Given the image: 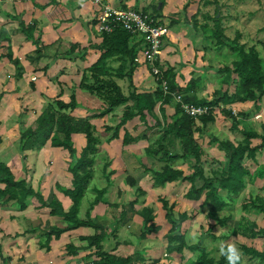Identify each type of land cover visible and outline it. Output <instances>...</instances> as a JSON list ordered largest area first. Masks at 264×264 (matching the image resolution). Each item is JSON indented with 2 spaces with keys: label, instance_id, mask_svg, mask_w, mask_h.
Here are the masks:
<instances>
[{
  "label": "crops",
  "instance_id": "obj_1",
  "mask_svg": "<svg viewBox=\"0 0 264 264\" xmlns=\"http://www.w3.org/2000/svg\"><path fill=\"white\" fill-rule=\"evenodd\" d=\"M104 3L147 11L168 26L158 64L162 68L171 66L175 70V81L179 86L185 87L191 77L197 78L196 87L190 92L199 98H209L217 86L206 79L208 73L215 70L213 48L207 43L210 39L206 37V29L193 21L196 14L201 17L206 12L202 11L205 7L204 0H0V30L4 37H8L0 42V161L10 166L16 179L27 176L28 184L34 190H39L46 199L56 198L65 209L70 206L71 201L55 183L71 186L72 175L67 169V150L60 145H53L49 138L43 145L26 148L22 158L20 133L29 126H35L37 115L48 104L55 106L53 99L67 102L71 93L75 95L77 103L71 111H65L77 118L88 117L87 115L97 113L105 106L103 99L80 84L83 76L88 78L86 81L89 83H93L95 79L88 67L101 53L102 35L96 30L94 23L99 8ZM205 4L204 10L208 8V4ZM20 20L33 25L32 35L36 41L20 29ZM72 43H76L77 47L70 50ZM129 43L140 47L142 38L138 33H133ZM9 53L12 59L9 58ZM108 64L116 67L119 61L108 58ZM114 79L117 81L122 78ZM132 81L137 92L153 91L158 85L156 76L151 73L147 63L135 62ZM208 85L209 93L205 89ZM125 103L116 105L101 116L88 118L96 129H104V125L113 126L119 121ZM176 103L173 98L164 104L165 113L172 114ZM251 104L253 102L247 100L233 102L228 106L235 114L236 107L239 106L238 111H242ZM155 112L162 119L159 104L156 105ZM207 126L206 124L204 127L207 129ZM158 127L162 129L161 126ZM145 129L149 130L138 116H134L120 128L118 137L108 141L101 139L98 148L104 151L97 154H102L104 160L110 161L107 163L109 168L105 170V163L102 170L94 167L87 189L107 188L104 200L93 205L90 215L108 227L109 233L102 241L105 250L121 256H133L132 264H161L167 262L163 255L168 251L167 236L172 226L166 218V209L161 201L166 197L164 194L170 189L173 196L170 203L172 208L176 213L188 214L181 225L185 239L189 227L194 223V213L202 207L204 196L199 199L186 198L184 193L190 187V182L180 178L163 185L153 184L152 175L150 172L149 175L148 172L145 173L147 169L144 165L158 167L156 162L159 159L147 154L146 148L162 131L155 137L148 134L142 136ZM125 130L137 139L121 145ZM208 135L209 138L205 139L210 142L212 137L211 134ZM202 136L203 134L201 139ZM195 137H198V133ZM72 141L79 153L86 143V137L83 132H73ZM221 154L223 156L216 158L217 162L224 159V152ZM189 161L177 158L172 164L183 169L184 173H190L192 165ZM99 174L105 177L104 185L93 182L95 177L99 178ZM128 175L134 177L144 190L135 203L136 209L139 211L143 206L151 207L153 221L159 227L143 237L139 236L142 229V217L139 213H134L131 219L119 225L114 234L110 233L121 210V203L136 197V186L127 182ZM2 186L0 183V187ZM179 189H183L181 197L176 196ZM155 192L158 193L160 202L152 199ZM84 198L86 203L92 199L89 192ZM85 202L80 203L78 213L81 218H85L83 214H86L88 207ZM24 204L22 207L16 199L0 197V264H88V261L95 258L94 247L88 246L87 240L82 238L92 234L93 227L81 225L61 231L59 235L52 234L47 239L46 232L52 226H64L66 221L61 215L52 214L50 207L41 204L34 193L25 196ZM182 251L184 252V248ZM169 253H173L174 257L179 258V264H183L182 252Z\"/></svg>",
  "mask_w": 264,
  "mask_h": 264
},
{
  "label": "trees",
  "instance_id": "obj_2",
  "mask_svg": "<svg viewBox=\"0 0 264 264\" xmlns=\"http://www.w3.org/2000/svg\"><path fill=\"white\" fill-rule=\"evenodd\" d=\"M204 1L206 3L210 2V0ZM217 12L218 9L216 8L215 15L212 17L214 27L209 33H206V37L214 42L218 48L224 46L230 48L234 56L229 64L226 63L217 67L220 86L213 90L209 98H199L193 92H190L196 87L197 78L195 77H191L185 87L179 86L175 81V70L171 66L160 67L162 74L156 76L158 83L156 89L137 92L133 85L132 73L135 67L134 57L140 47L129 43L133 33L123 28L101 33V53L96 61L88 67L91 76L95 79L93 83H89L86 81L88 78L83 76L80 83L103 99L105 103V106L94 113L93 116H101L112 110L116 105L127 102L119 121L113 126H104V130L111 131L107 137L108 140L118 137L120 128L134 116H138L147 129L155 125L161 126V135L146 148V151L149 155L157 156L162 164L155 168L144 165V168L151 171L154 185H163L178 178L190 182V187L186 190L184 196L190 199H199L202 195L204 196L201 205L207 206L209 216L215 220L208 227L209 229L216 225L226 224L227 220L232 217L231 212L222 216L218 215V212L233 204V199L246 186V176L249 177L250 181L258 176H264V167L261 165L251 171L245 164V157L254 160L257 151L264 148V130L259 132L254 128L239 127L240 119L237 117V113L234 114L231 107L228 106L233 102L247 100L252 101L254 106H259L258 102L264 95V58L255 45H246L244 42H240L239 33H236L232 38L224 35L220 18L216 16ZM20 29L36 41V38L32 35L33 25L25 24L20 20ZM2 33L3 31L0 30V42L3 38L8 39ZM209 46L211 45L209 44ZM75 47H77V44L72 43L70 50ZM8 56L12 59L10 53ZM108 58L118 60L119 64L116 67L109 65ZM114 77L128 78L129 92L127 94L123 92ZM162 78L167 80L170 91H182L185 101L196 104H209L214 107L222 105L220 110L230 118L231 126L242 132L243 137L238 142L228 138H215L218 146L224 150V159L218 161L219 166L211 169L210 174H205L201 158L203 149L197 137H195V132H198V137H200L202 128L208 122L214 120V113L203 114L198 118H194L184 113L177 102L173 113L166 114L164 104L170 102L173 96L171 93L163 91L160 85ZM54 102L55 106L48 104L37 115L34 127L29 126L21 131L20 152L23 158L26 148L43 145L49 138H51L53 145H60L67 150L69 156L67 169L72 175L71 186H63L58 182L55 183V186L70 199V206L65 209L56 198H44L39 190H34L28 184L26 178L16 179L10 166L3 161H0V183L3 184L0 187V197L5 196L7 199H16L24 207L25 196L34 193L41 204L50 207L52 214H59L66 221L64 226H52L46 232L47 239H50L52 234L59 235L61 231L67 229L81 225L91 226L94 232L84 235L82 238L87 240L88 246L94 247L95 258L91 259L93 264H132L133 256L117 255L103 248L102 241L109 233L107 231L108 227L106 224L93 219L90 215L93 205L99 200H104L106 186L95 187L94 197L89 201L86 209V218H80L78 215L81 199L86 193L88 183L92 177L93 162L101 138L95 133V127L88 117L77 118L69 111H65L76 106L77 102L73 93H71L70 100L67 102L61 99H55ZM157 104H159V110L162 112V119L155 112ZM149 117L154 120L151 124L148 123ZM73 132H83L86 137V143L79 153L73 145ZM145 134L143 133L142 136H146ZM211 137L214 139V136L211 135ZM253 138H259V144L252 143ZM135 139L137 138L127 130L124 131L122 138L124 143ZM177 158L189 159L192 171L184 173L183 169L174 167L172 161ZM126 179L129 184H136L134 177L128 175ZM135 186L136 197L121 203V210L115 218L111 234H114L119 225L131 219L134 213H139L142 217L140 237L159 228L153 221L154 214L151 207L143 206L139 211L136 209L135 203L139 201L138 197L144 193V190L139 185ZM162 202L166 209V218L172 223L170 233L167 236V250L169 252H182L183 248L196 250V256L187 260V262H183V264H227L223 256H212L210 251L202 245L201 240L197 244L186 243L181 225L188 218V214L186 212L175 213L172 205H169L167 200L162 199ZM241 208L244 211L255 208L257 211L264 213V198L259 194L249 197V199L242 202ZM232 232L254 237L264 234V226L258 225L255 220H251L243 214L240 215L238 224ZM241 250L243 253L249 254L250 257H255L264 262V249L260 250L254 246L241 244Z\"/></svg>",
  "mask_w": 264,
  "mask_h": 264
},
{
  "label": "rangeland",
  "instance_id": "obj_3",
  "mask_svg": "<svg viewBox=\"0 0 264 264\" xmlns=\"http://www.w3.org/2000/svg\"><path fill=\"white\" fill-rule=\"evenodd\" d=\"M216 1V2H215ZM206 3V2H205ZM203 4V6L206 7V4ZM208 8L202 11H206L201 15V17H198V14H196L193 19L194 22L202 26L204 29H206V32L209 33V31L214 27L213 23V16L215 15L216 8L218 9V12L216 13V16L220 18V25L223 28V34L232 38L235 36L236 33H239V41L244 42L246 45H255L256 48L259 50L260 54L264 58V0H210L209 3H207ZM158 6V5H157ZM162 10V9H161ZM199 11V9H198ZM193 18V17H192ZM198 21H200L198 23ZM209 43L213 48V64L215 66V70L212 72H209L207 76V82L212 83L213 85L216 84L217 86L214 88H217L220 86V82L217 80V77H219V74H217V67L222 66L223 64H229L231 62V59H233V53L230 48L227 46H224L222 48H218L215 46V43L210 40ZM117 81L120 83L123 91L127 94L129 92V80L126 77H122V79H117ZM134 85V83H133ZM207 90V93L210 92V87H205ZM209 90V91H208ZM212 93V92H211ZM55 100V99H53ZM259 106L256 107L254 104H251L247 109H243L242 111L239 110L236 107L235 111L237 112V117L239 120V127H249L254 128L258 130L259 132H262L264 130V95H262L260 101L258 102ZM220 107L215 106L214 108V120L207 123V129L204 127L201 131V137H197V139L201 142H199L200 146L203 149V152L201 154V158L203 159V167L205 174H210V170L212 168L217 167L218 162L216 158H221L223 155L221 154L224 152L219 146L215 138H228L234 142H238L242 139L243 134L242 132L237 129L233 128L231 126L230 118L227 117L220 109ZM72 110V109H71ZM70 110V111H71ZM93 114V113H92ZM92 114L87 115L89 118L94 117ZM149 123L151 124L154 122L151 117H149ZM199 122V120H197ZM105 126V125H104ZM153 128L149 130H144L148 136L155 137L161 133L160 127L158 125L152 126ZM143 129V128H142ZM95 133L101 138H105L106 141H108L107 137L111 133V131H106L103 128L96 129ZM198 132H195L197 135ZM211 134L214 136V139L212 138L210 142H207V139L209 138ZM116 138V137H115ZM260 139L259 138H253L252 143L259 144ZM124 145L125 143H121V145ZM98 146H100V143H98ZM37 147V146H34ZM219 149H218V148ZM262 150V151H260ZM259 151H257L256 158L252 160L251 158L245 157V164L250 168L251 171H254L258 166L264 167V148H261ZM104 150L100 147L98 148L97 152L102 153ZM93 162V168H97V170L103 169V164L108 163L110 161L104 160V156H99L97 154ZM25 163V162H22ZM110 164V163H109ZM161 164V161L157 160L156 165ZM106 168V169H105ZM105 170L109 168V165L105 166ZM94 169V170H95ZM145 170V169H144ZM148 172V173H147ZM151 173V171L145 170V173L148 175ZM152 175V173H151ZM150 175V176H151ZM27 178V176H26ZM246 186L241 190V192L236 196L233 201L232 205L226 206L223 209H221L218 212V215L222 216L223 214H227L229 212L232 213V217L227 220L226 224L224 225H216L214 228L205 230V225L208 224L209 226L214 222V218H210L209 214L207 212V206L203 205L201 208L198 209L194 213L195 217L193 218L194 223L191 224L189 227L188 234L193 231L194 229H198L200 232L203 233V235L200 237V240L202 241V245L210 251V254L214 257H218L220 254L218 252V245L221 241L223 242H231L237 245L241 249V244H247L250 246H254L257 249H264V234L257 235L254 237H247L242 234L233 233L232 230L237 226L238 220L240 218V215H246L251 220H255L258 225L264 226V213L257 211L255 208L249 209V210H243L241 208L242 202L249 199V197H254L256 194L261 195L264 198V176L263 177H256L252 181L249 180V177L246 176ZM105 177L103 174H99V178L97 179L95 177L93 182H96V185H104ZM187 181V180H186ZM28 182V178H27ZM187 183H189L187 181ZM135 185H138L137 183ZM187 186H189L187 184ZM89 189V188H88ZM86 190V193L84 194L83 198L81 199L82 204L85 202V196H88V192L90 195V198H93V194L95 193L93 189ZM183 190V189H182ZM182 190H178L176 192V196L178 195L181 197ZM92 194V195H91ZM172 191L168 189L166 192L165 200L167 199L168 204L170 205L173 196H171ZM152 199L159 200V196L157 192L152 194ZM162 195V196H164ZM56 196V195H55ZM57 197V196H56ZM162 199V198H161ZM162 201V200H161ZM86 206L89 204L86 203ZM191 207V206H190ZM194 207V206H193ZM85 209V207H84ZM87 209V207H86ZM197 209V208H196ZM203 209L204 211H202ZM206 209V212H205ZM92 210V209H91ZM174 212L176 213L175 209L173 208ZM91 212V211H90ZM193 214V212L191 213ZM79 215V213H78ZM83 216L86 218V214H83ZM80 217V216H79ZM92 217V216H91ZM81 218V217H80ZM93 218V217H92ZM156 231V230H155ZM186 243H190L185 239ZM181 257L183 258L184 262H187L189 259H193L197 251L190 250L187 248H184V252L182 251ZM173 253H165L163 257L167 258L166 264H179V258L174 257L175 255ZM177 256H179L177 254ZM244 258L246 260V264H264L263 261H260L257 258L250 257L249 254L244 253Z\"/></svg>",
  "mask_w": 264,
  "mask_h": 264
},
{
  "label": "built area",
  "instance_id": "obj_4",
  "mask_svg": "<svg viewBox=\"0 0 264 264\" xmlns=\"http://www.w3.org/2000/svg\"><path fill=\"white\" fill-rule=\"evenodd\" d=\"M94 24L99 33L112 32L119 28L126 29L131 33H138L142 38V45L134 57L135 62L147 63L151 73L155 76L162 74L158 62L162 55L163 39L168 33V26L155 15L132 7H116L104 3L99 8ZM160 85L164 92L172 94L183 112L189 116L198 118L200 115L213 113L214 106L185 101L182 91H170L165 78H162ZM88 264H93L92 260L88 261Z\"/></svg>",
  "mask_w": 264,
  "mask_h": 264
},
{
  "label": "clouds",
  "instance_id": "obj_5",
  "mask_svg": "<svg viewBox=\"0 0 264 264\" xmlns=\"http://www.w3.org/2000/svg\"><path fill=\"white\" fill-rule=\"evenodd\" d=\"M209 223L205 225V230H207L209 227ZM202 235V232H200L198 229H194L188 234L186 239L192 244H197L199 243L200 237ZM218 252L225 258L227 264H246L244 253L234 243L221 241L218 245Z\"/></svg>",
  "mask_w": 264,
  "mask_h": 264
}]
</instances>
